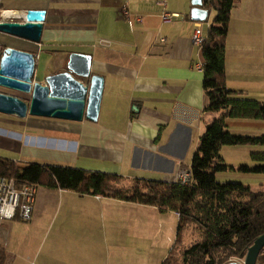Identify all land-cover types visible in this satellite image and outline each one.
I'll return each mask as SVG.
<instances>
[{
    "label": "crops",
    "instance_id": "1",
    "mask_svg": "<svg viewBox=\"0 0 264 264\" xmlns=\"http://www.w3.org/2000/svg\"><path fill=\"white\" fill-rule=\"evenodd\" d=\"M257 2L264 0H235L225 83L246 94L258 90L254 98L264 101V82L246 68L264 69L253 42L258 14L264 16ZM192 8L191 0H0V21L22 22L28 10L46 12L38 44L0 32V58L7 47L32 53L38 66L33 80L45 83L63 71L69 54L83 53L92 57L91 73L104 78L96 122L0 113V158L19 167L176 182L190 168L204 130L203 57L191 42L198 23ZM164 13L178 16L166 22ZM0 92L27 98L3 87ZM177 224L174 212L36 185L30 220L0 221V247L6 264H94L103 258L107 264H162ZM102 245L107 253L99 251Z\"/></svg>",
    "mask_w": 264,
    "mask_h": 264
},
{
    "label": "trees",
    "instance_id": "2",
    "mask_svg": "<svg viewBox=\"0 0 264 264\" xmlns=\"http://www.w3.org/2000/svg\"><path fill=\"white\" fill-rule=\"evenodd\" d=\"M235 0H203V8L215 13L201 46L203 91V133L189 168L191 183L128 179L73 167H19L0 158V175L14 178L18 185H46L80 195H92L137 203L178 215L175 241L162 264H228L243 261L255 239L264 234V191L242 183L216 181V174L228 169L220 155L223 146L264 147V136L233 135L227 119L264 120V101L248 98L243 91L226 87L225 55L228 23ZM258 166L239 171L264 175V151L251 152ZM0 264L6 254L0 247ZM257 264H264V248Z\"/></svg>",
    "mask_w": 264,
    "mask_h": 264
},
{
    "label": "water",
    "instance_id": "3",
    "mask_svg": "<svg viewBox=\"0 0 264 264\" xmlns=\"http://www.w3.org/2000/svg\"><path fill=\"white\" fill-rule=\"evenodd\" d=\"M190 17L195 22H205L209 11L203 0H191ZM44 10H28L22 22L0 21V32L39 43ZM92 57L71 53L62 72L49 75L45 83L34 81L35 56L32 53L7 47L0 58V87L26 95V99L0 92V113L24 119L27 115L72 122L86 119L98 120L104 90V78L91 73ZM264 248V234L248 248L243 261L228 264H257Z\"/></svg>",
    "mask_w": 264,
    "mask_h": 264
},
{
    "label": "rangeland",
    "instance_id": "4",
    "mask_svg": "<svg viewBox=\"0 0 264 264\" xmlns=\"http://www.w3.org/2000/svg\"><path fill=\"white\" fill-rule=\"evenodd\" d=\"M241 1V0H240ZM259 6V10L264 14V3L263 5L260 2L256 3ZM263 7V8H262ZM215 13L211 11L208 19L203 22V26L206 27L210 25L214 18ZM260 17V21L257 25L253 27V33L257 34L259 37L253 42H257V50L264 55V16L261 17V14H258ZM209 23V24H208ZM263 55H258V58H262ZM249 71L253 72L255 75L259 76V81L264 82V69L261 71V66L254 65L247 66ZM38 69L36 64L35 73ZM257 93L258 90H253L250 88L249 92H247L248 98H254V93ZM258 100V99H257ZM227 130L233 134L238 136H250V137H260L264 136V120H239V119H227L226 120ZM264 151V147L262 146H252V145H235V146H223L220 149V155L224 160V164L228 167H233L234 169H228L227 171H221L216 174V181L220 183L227 182H235L242 183L246 186H250L254 191H264V175L254 174V173H246L244 171H239V168L242 166L255 167L258 166V163H255L251 159V152ZM107 246H103L99 249V251L107 253ZM97 249L94 248V251ZM115 258H118V254H115ZM95 259V257H94ZM101 261V259H98ZM94 264H107L106 258L102 259V262ZM158 264V263H157Z\"/></svg>",
    "mask_w": 264,
    "mask_h": 264
},
{
    "label": "built area",
    "instance_id": "5",
    "mask_svg": "<svg viewBox=\"0 0 264 264\" xmlns=\"http://www.w3.org/2000/svg\"><path fill=\"white\" fill-rule=\"evenodd\" d=\"M127 13L125 12L124 15ZM177 14L164 13L162 18L168 22L171 18L177 17ZM24 17V14H23ZM203 23L198 22L194 26L191 34V42L201 47L206 41ZM101 45L108 44L107 41H100ZM203 64L199 65L202 67ZM182 185L191 183V174L189 169H183L177 176V181ZM36 186L32 184L18 185L14 178H8L0 175V221L19 218L27 222L31 218L33 203L35 200Z\"/></svg>",
    "mask_w": 264,
    "mask_h": 264
}]
</instances>
